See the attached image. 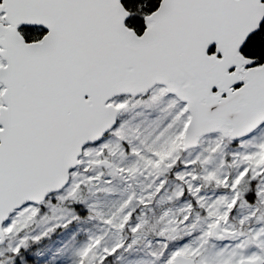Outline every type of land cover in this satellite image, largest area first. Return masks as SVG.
<instances>
[{
	"label": "snow or ice",
	"instance_id": "1",
	"mask_svg": "<svg viewBox=\"0 0 264 264\" xmlns=\"http://www.w3.org/2000/svg\"><path fill=\"white\" fill-rule=\"evenodd\" d=\"M0 264H264V0H0Z\"/></svg>",
	"mask_w": 264,
	"mask_h": 264
}]
</instances>
